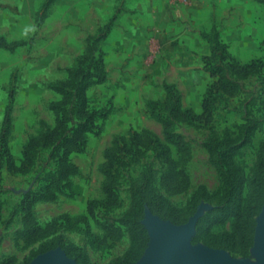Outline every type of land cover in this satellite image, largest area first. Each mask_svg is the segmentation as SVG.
I'll return each mask as SVG.
<instances>
[{"label": "rangeland", "instance_id": "374dc122", "mask_svg": "<svg viewBox=\"0 0 264 264\" xmlns=\"http://www.w3.org/2000/svg\"><path fill=\"white\" fill-rule=\"evenodd\" d=\"M148 1L142 0L145 7ZM132 2L0 0V36L5 40L0 45V264H31L52 251H60L71 264H147L150 221L170 229L189 227L182 248L171 254L209 249L237 264H259L255 232L264 201L255 209L250 205L264 142V2L193 0L187 10L190 24L176 25L178 31L185 29L186 39L172 34L163 54H173L174 61L162 64L151 52L137 62L127 56L128 48L123 54L118 46L128 35L113 26L118 19L123 23L118 13L131 9ZM208 38L224 47L223 63L260 62L246 76L226 70L235 90L213 93L207 121L170 118L167 128L152 112L166 114L152 102L163 101L167 91L179 95L181 109L203 111L214 81L203 67L210 53ZM90 45L95 58L102 59L105 75L86 90L88 107L99 116L84 134V147L66 155L70 167L65 178L59 176L64 137L36 147L29 166L22 168L29 139L55 126L50 104L62 97L59 83L80 61L89 67L83 58ZM71 127L69 123L68 132ZM134 131H149L169 147L187 178L183 190L168 191L162 184L166 165L157 151L137 158L121 152L107 173V151L127 142ZM176 138L187 147L184 157L174 145ZM221 167L237 168L240 174L232 203L252 227L248 245L232 206L222 198ZM137 191L156 192L168 208L185 215L175 223L145 206L139 222L148 240L141 250L130 220ZM217 207L221 214L210 216L209 210Z\"/></svg>", "mask_w": 264, "mask_h": 264}, {"label": "trees", "instance_id": "16d2710c", "mask_svg": "<svg viewBox=\"0 0 264 264\" xmlns=\"http://www.w3.org/2000/svg\"><path fill=\"white\" fill-rule=\"evenodd\" d=\"M264 2V0H257ZM210 45V53L204 56L205 70L214 78L207 91V97L203 99L202 109L200 114H196L189 108L181 109L179 106V95L172 91H167V95L161 102L153 101L152 104L166 112L165 115H159V111L153 109V113L163 118L165 127H169V119H191L200 120L209 119L208 102L213 93L221 91L225 93H233L235 83L228 79L226 70L232 75L246 76L255 71L256 62L253 60L248 63L227 62L225 60V49L214 38H208ZM5 40L0 36V45H4ZM95 46L90 45L88 54L83 60L88 61L89 67L83 66V61H80L75 70L68 77L59 83V92L61 99L52 102L50 108L55 112V126L39 134L36 137L29 139L22 150L23 159L21 167L26 168L31 162L32 151L39 146H46L55 142L57 139L63 138V151L59 156L60 178H65L69 173L70 165L66 163V155L70 151H80L84 147V134L91 131L95 127V118L99 116L96 109L88 107L86 90L94 84L103 81L104 69L101 58H95ZM99 51V50H98ZM220 52V53H219ZM101 53V52H100ZM69 123L72 127L69 132L67 130ZM167 137L172 138L173 134L167 131ZM0 142L4 144V134L0 137ZM179 152L184 157L187 155V147L179 139L176 138L174 144ZM151 150L157 151L163 163L166 165V170L162 173L161 182L168 191L178 192L183 190L187 185L185 173L178 168L177 161L169 152V147L161 142L154 134L149 131L132 132L129 140L122 145H115L107 151V173L110 172L119 154H129L132 158H137L143 152ZM221 175L223 180L222 198L229 203L233 208V214L238 217L241 225L242 238L244 245H248L252 240V227L247 225L244 217L245 214L239 212V207L232 203V195L235 191L237 180L240 174L237 173V168L221 167ZM254 191L252 194V203L250 209L257 208L258 204L264 201V142L260 147L256 174L253 177ZM147 206L149 211L157 214L161 218L170 219L175 223H180L185 220V215L180 211L168 208L163 198L156 192L142 193L137 191L134 196L133 204L130 210V220L132 222V235L138 241L139 249H143L147 243L148 235L146 229L140 224L139 219L143 214L144 207ZM223 209L214 208L209 210L210 216H219Z\"/></svg>", "mask_w": 264, "mask_h": 264}, {"label": "crops", "instance_id": "0c3cea01", "mask_svg": "<svg viewBox=\"0 0 264 264\" xmlns=\"http://www.w3.org/2000/svg\"><path fill=\"white\" fill-rule=\"evenodd\" d=\"M133 1L136 2H132L134 5L131 9L120 10L118 13L122 16L123 23L118 19L113 26V29L121 28V32L128 35V39L118 45L122 53L128 48L127 56L137 62L142 61L147 52L152 53L158 64L174 61V55L163 54V50L165 51L171 36L177 33L182 39H186L185 29L178 31L177 26L186 22L190 24L187 10L192 7L193 0H149L146 7L142 0Z\"/></svg>", "mask_w": 264, "mask_h": 264}, {"label": "water", "instance_id": "95a60500", "mask_svg": "<svg viewBox=\"0 0 264 264\" xmlns=\"http://www.w3.org/2000/svg\"><path fill=\"white\" fill-rule=\"evenodd\" d=\"M189 227L164 229L162 224L150 221V253L147 264H237L229 260L225 254L209 249L183 251L177 250L176 244L183 240ZM255 251L259 264H264V210L259 218L255 232ZM31 264H71L60 251L47 252L38 256Z\"/></svg>", "mask_w": 264, "mask_h": 264}, {"label": "bare ground", "instance_id": "6f19581e", "mask_svg": "<svg viewBox=\"0 0 264 264\" xmlns=\"http://www.w3.org/2000/svg\"><path fill=\"white\" fill-rule=\"evenodd\" d=\"M162 227L164 228V229H168L169 227H168V225H165V224H162ZM182 244H183V240L182 241H180V242H178L177 244H176V248L177 247H179V248H182Z\"/></svg>", "mask_w": 264, "mask_h": 264}]
</instances>
